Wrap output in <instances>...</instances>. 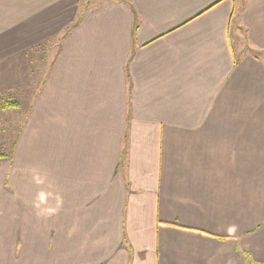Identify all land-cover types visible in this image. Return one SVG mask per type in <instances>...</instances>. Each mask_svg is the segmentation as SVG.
<instances>
[{
	"label": "crops",
	"instance_id": "obj_1",
	"mask_svg": "<svg viewBox=\"0 0 264 264\" xmlns=\"http://www.w3.org/2000/svg\"><path fill=\"white\" fill-rule=\"evenodd\" d=\"M91 4L0 0V61L61 44L0 166V264H264V0Z\"/></svg>",
	"mask_w": 264,
	"mask_h": 264
},
{
	"label": "rangeland",
	"instance_id": "obj_2",
	"mask_svg": "<svg viewBox=\"0 0 264 264\" xmlns=\"http://www.w3.org/2000/svg\"><path fill=\"white\" fill-rule=\"evenodd\" d=\"M112 1L115 0H94L89 9ZM234 38L237 39L238 48L249 51L245 29L235 28ZM60 46L61 44L41 43L25 51L22 57L20 53L13 54L0 61V152L6 155L0 158V166L6 165L7 170L14 161L16 135L21 127L19 120L24 115L25 107L38 92ZM11 102L15 103V106H10ZM11 172L12 168L8 171V179Z\"/></svg>",
	"mask_w": 264,
	"mask_h": 264
},
{
	"label": "trees",
	"instance_id": "obj_3",
	"mask_svg": "<svg viewBox=\"0 0 264 264\" xmlns=\"http://www.w3.org/2000/svg\"><path fill=\"white\" fill-rule=\"evenodd\" d=\"M257 52H259V50H256ZM255 51V52H256ZM258 55V54H257ZM9 105L10 106H15V103H13V102H11V103H9ZM3 157H6V155L4 154V153H2V152H0V158H3Z\"/></svg>",
	"mask_w": 264,
	"mask_h": 264
}]
</instances>
